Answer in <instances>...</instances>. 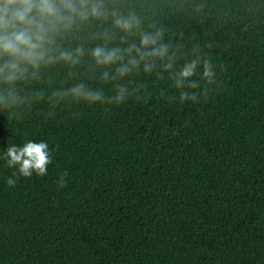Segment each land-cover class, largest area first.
<instances>
[{"label": "trees", "instance_id": "16d2710c", "mask_svg": "<svg viewBox=\"0 0 264 264\" xmlns=\"http://www.w3.org/2000/svg\"><path fill=\"white\" fill-rule=\"evenodd\" d=\"M115 4L161 32L177 65L198 47L219 86L180 102L167 73L138 71L120 82L146 98L51 100L76 83L100 86L104 69L87 51L79 65L17 83L14 118L0 112V157L32 140L47 142L53 161L9 187L15 169L0 159V264H264V0ZM108 28L91 21L63 47L88 50ZM113 45L123 46L119 35ZM103 90L111 95V84Z\"/></svg>", "mask_w": 264, "mask_h": 264}, {"label": "clouds", "instance_id": "9594fccd", "mask_svg": "<svg viewBox=\"0 0 264 264\" xmlns=\"http://www.w3.org/2000/svg\"><path fill=\"white\" fill-rule=\"evenodd\" d=\"M91 21L110 24L94 37L102 43L88 50L83 46L74 50L63 47L74 29ZM117 35L123 46H109ZM86 51L93 70L104 69L100 86L76 83L53 92L51 100L118 106L132 97L146 98L140 89L120 82L138 71L151 74L156 70L161 77L167 73L180 102L199 103L219 86L216 66L198 47L177 65L178 52L163 42L162 33L145 30L141 17L131 10L122 12L115 0H0V87L6 89L0 93V112L14 118L11 109L20 101L17 83L35 81L42 70L57 64L79 65ZM107 84L112 86L111 95L103 90ZM0 159L15 169L12 177L6 178V184L14 187L20 177L46 175L53 156L47 142L28 140L8 146ZM66 176L63 172L57 178V190L66 186Z\"/></svg>", "mask_w": 264, "mask_h": 264}]
</instances>
